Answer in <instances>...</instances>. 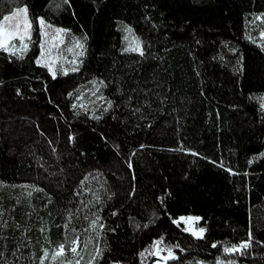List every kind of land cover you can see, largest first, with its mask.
I'll return each instance as SVG.
<instances>
[{"label":"trees","instance_id":"obj_1","mask_svg":"<svg viewBox=\"0 0 264 264\" xmlns=\"http://www.w3.org/2000/svg\"><path fill=\"white\" fill-rule=\"evenodd\" d=\"M56 1L5 0L0 7L2 18L28 3L32 17L71 29L66 40L87 34L80 71L55 79L35 63L38 21L23 59L0 51V221L9 225L0 245L7 243L8 259L17 246L24 257L51 252L73 227L83 249L95 237L86 231L91 213L102 209L105 230L89 239L81 264L94 244L104 249L99 264H153L155 256L139 253L160 237L185 249H174L179 259L167 264H213L217 256L264 264V245L256 243L264 241V50L252 36L264 0H72L60 14L52 11ZM125 25L142 40L144 56L121 52ZM93 87L112 109L104 112L106 101L87 91ZM77 89L89 109L79 115L67 96ZM88 201L95 207H85ZM182 215L202 217L194 225L207 229L204 238L172 222ZM249 230L247 255L222 252L225 242L247 240ZM65 257L72 259L67 245Z\"/></svg>","mask_w":264,"mask_h":264},{"label":"snow or ice","instance_id":"obj_2","mask_svg":"<svg viewBox=\"0 0 264 264\" xmlns=\"http://www.w3.org/2000/svg\"><path fill=\"white\" fill-rule=\"evenodd\" d=\"M8 2L14 3L15 0H8ZM5 0H0V7L3 6ZM65 5L71 7L72 0H58V2L52 5L56 9L62 8ZM30 6L28 3H23L22 5L16 4L14 8L8 11L6 14L0 18V51L8 53L10 57L15 56L18 59H23L25 54L30 48L32 43V31H33V23L34 21H38V32L40 39L39 43V55L35 57L36 65L42 66L46 68L47 72L50 73L51 77L55 79L59 74L68 75L69 72L76 73L80 71V66L84 63L83 57L87 55V47L86 40L87 34L85 33L83 38L77 37L74 34L71 36L70 40H66L67 35L71 32V29L65 27H58L57 25L51 23L46 19L44 15L32 17L30 15ZM75 14V13H73ZM257 20L264 22V13L256 16ZM125 35L123 40L125 41V46L121 48V52H136L139 53L140 56H144L145 49L143 47V42L139 36H136L132 27L129 25L124 26ZM259 36L261 37V41L259 43V47L264 50V29L259 32ZM247 39L256 43L257 41L253 39L251 35L247 36ZM235 51V49H232ZM2 83V81H0ZM89 83L93 86L97 85L98 78H93ZM99 83L104 84L103 81H99ZM106 87V84L104 85ZM83 85H81V89ZM88 92L91 93L92 96L96 97L97 100L106 101V107L104 108V112H107L109 109L113 108V101L111 99H107L100 93V89L93 87L87 89ZM67 96L73 98L76 102L71 104V107L74 110H77L76 114L79 115V110L82 109L85 113L89 111L86 107L84 92L77 89L74 93L69 91ZM259 107L262 111H264V97H260ZM90 103L95 104V101H89ZM138 111V109H137ZM92 116L94 119L99 120L101 117L96 115V110L93 108ZM69 140H74V136H69ZM51 142V141H50ZM143 147V145H141ZM182 151L193 152V149L181 148ZM199 155V153H194ZM133 155H135L133 153ZM264 155V153H261ZM215 163V161H214ZM251 163V161H250ZM224 165L221 164V167ZM128 167L132 168L133 165L131 161H128ZM228 172H233L232 168L227 169ZM85 180L88 179L86 176ZM95 179V177H93ZM4 183L0 181V184ZM83 181H81V186L83 187ZM102 186V185H101ZM12 187H16V185H12ZM20 187L24 189H34L43 191L40 189L38 185L35 184H25ZM84 191L90 192L91 188H84ZM132 194H135V188L133 187L131 190ZM80 193H77L79 195ZM29 197H31L32 192L29 191L27 193ZM114 195V193L109 194V199ZM93 197L95 200L100 201L101 197L98 192L93 193ZM49 203H51V199H49ZM88 205H92L95 207L92 201H88ZM102 209H97L96 212L91 213L92 217L88 224V229L92 233H95V237H89L83 241V249H80L81 239L80 235L77 232V229L73 227L71 229V233L68 231L64 234V241L58 243V245L50 252L48 247L42 248V254L37 258L35 252L30 253L28 257H24L23 253L17 252L20 246H17V249L13 251L14 260L8 259L5 253L8 251L7 243L0 245V264H21V261H24L25 264H33V261L36 259L39 260V264H45L46 260H51L53 262H58V264H81V261L84 259V255L82 253H86L89 247V239H95L102 235L105 230V224L101 222L103 217L99 215V212ZM113 215L116 213L113 212ZM0 216H2V210H0ZM85 220H89L88 216L84 217ZM72 215L69 213L68 215V223L64 225L65 229H68L69 224L71 223ZM201 216L195 215H182L178 218L173 219V223L180 227L181 221L186 225L183 227V231L186 233H191V235L197 239L204 238V234L207 231L204 227H194L193 222L201 221ZM147 227V225H144ZM9 225L7 221H0V230L8 228ZM17 227L19 225L17 224ZM141 225L137 224L136 228H140ZM115 231V229H111ZM43 231V228H41ZM248 239L241 240L240 242H225L222 247V252L225 254L239 253L241 256H245L248 254V249L253 246L254 238L251 230L248 232ZM0 240H7V237L4 235H0ZM261 245H264V241H256ZM66 245L70 249L72 254V259H68L65 257ZM212 247H217V243L213 242ZM179 248L180 251H185V249L181 248L180 245L173 244H165L164 238L160 237L155 239L150 248H146L139 253L141 257H144L145 253H149L159 259L155 260V264H167L169 260H178L179 256L174 249ZM80 249V250H78ZM104 249L99 247L98 244H94L91 253H87L88 258L86 264H99V261L104 259L103 256ZM166 253V255H164ZM58 258L59 261H58ZM111 264H121L120 261H112ZM192 264H205V261H193ZM213 264H237V261L234 259H225L220 256H217Z\"/></svg>","mask_w":264,"mask_h":264},{"label":"rangeland","instance_id":"obj_3","mask_svg":"<svg viewBox=\"0 0 264 264\" xmlns=\"http://www.w3.org/2000/svg\"><path fill=\"white\" fill-rule=\"evenodd\" d=\"M56 2H57V1H56ZM56 2H54V3H56ZM54 3L51 4L52 11H53L54 13H56V14H60L62 8L56 9L55 7L52 6V5H54ZM257 21H258V25H257L256 28L252 31V36H253V37H257L258 42L260 43V41H261V37L259 36V32H260L262 29H264V22H262V21H260V20H257ZM32 35H33V34H32ZM70 73H72V72H69L68 74H70ZM181 223H182L183 227L186 226V225L184 224L183 221H181ZM193 226L195 227L194 222H193ZM190 234H191V233H190ZM156 259H159V258L156 257ZM153 264H155V262H154Z\"/></svg>","mask_w":264,"mask_h":264}]
</instances>
